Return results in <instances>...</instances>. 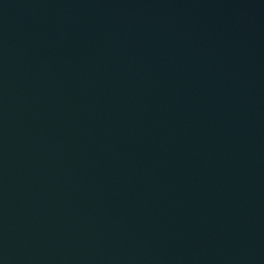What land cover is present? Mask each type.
<instances>
[{
  "label": "water",
  "instance_id": "1",
  "mask_svg": "<svg viewBox=\"0 0 264 264\" xmlns=\"http://www.w3.org/2000/svg\"><path fill=\"white\" fill-rule=\"evenodd\" d=\"M264 193V0H0V217Z\"/></svg>",
  "mask_w": 264,
  "mask_h": 264
}]
</instances>
